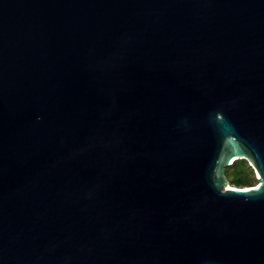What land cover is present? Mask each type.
Listing matches in <instances>:
<instances>
[{"label": "water", "instance_id": "water-1", "mask_svg": "<svg viewBox=\"0 0 264 264\" xmlns=\"http://www.w3.org/2000/svg\"><path fill=\"white\" fill-rule=\"evenodd\" d=\"M0 264H264V0H0Z\"/></svg>", "mask_w": 264, "mask_h": 264}, {"label": "trees", "instance_id": "trees-1", "mask_svg": "<svg viewBox=\"0 0 264 264\" xmlns=\"http://www.w3.org/2000/svg\"><path fill=\"white\" fill-rule=\"evenodd\" d=\"M225 176L232 187L244 188L256 184V182H253V169L245 160H236L232 162V164L225 169Z\"/></svg>", "mask_w": 264, "mask_h": 264}, {"label": "rangeland", "instance_id": "rangeland-1", "mask_svg": "<svg viewBox=\"0 0 264 264\" xmlns=\"http://www.w3.org/2000/svg\"><path fill=\"white\" fill-rule=\"evenodd\" d=\"M249 165V164H248ZM250 166V165H249ZM258 177H257V175L255 174V172H254V170H253V182H256V184H257V182H258ZM256 180V181H255ZM255 184V185H256Z\"/></svg>", "mask_w": 264, "mask_h": 264}]
</instances>
